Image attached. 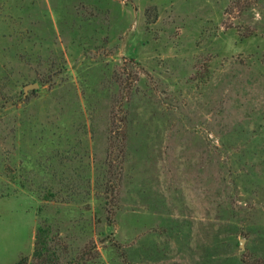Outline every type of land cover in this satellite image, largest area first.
I'll list each match as a JSON object with an SVG mask.
<instances>
[{"label":"rangeland","instance_id":"1","mask_svg":"<svg viewBox=\"0 0 264 264\" xmlns=\"http://www.w3.org/2000/svg\"><path fill=\"white\" fill-rule=\"evenodd\" d=\"M38 225L62 263L264 261V0H0V264Z\"/></svg>","mask_w":264,"mask_h":264},{"label":"trees","instance_id":"2","mask_svg":"<svg viewBox=\"0 0 264 264\" xmlns=\"http://www.w3.org/2000/svg\"><path fill=\"white\" fill-rule=\"evenodd\" d=\"M49 229L42 225H38L33 249V259L28 260L27 257L22 258L18 264H82V258L78 262L62 263L52 246L49 244ZM244 264H264V261L257 258H244Z\"/></svg>","mask_w":264,"mask_h":264},{"label":"water","instance_id":"3","mask_svg":"<svg viewBox=\"0 0 264 264\" xmlns=\"http://www.w3.org/2000/svg\"><path fill=\"white\" fill-rule=\"evenodd\" d=\"M33 86H38V84H37V83H35V84H29V85L26 86V90H27L29 87H33Z\"/></svg>","mask_w":264,"mask_h":264}]
</instances>
